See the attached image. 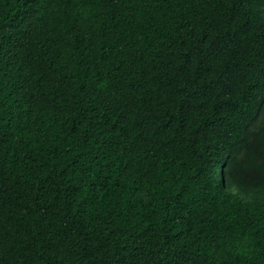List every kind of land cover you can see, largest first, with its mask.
Masks as SVG:
<instances>
[{
  "label": "trees",
  "instance_id": "16d2710c",
  "mask_svg": "<svg viewBox=\"0 0 264 264\" xmlns=\"http://www.w3.org/2000/svg\"><path fill=\"white\" fill-rule=\"evenodd\" d=\"M0 264H264V0H0Z\"/></svg>",
  "mask_w": 264,
  "mask_h": 264
}]
</instances>
